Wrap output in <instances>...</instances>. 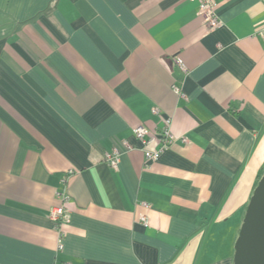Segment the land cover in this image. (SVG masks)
<instances>
[{"label": "crops", "instance_id": "0c3cea01", "mask_svg": "<svg viewBox=\"0 0 264 264\" xmlns=\"http://www.w3.org/2000/svg\"><path fill=\"white\" fill-rule=\"evenodd\" d=\"M215 1L208 32L198 0H0V264H234L264 174V0ZM166 118L146 162L135 129Z\"/></svg>", "mask_w": 264, "mask_h": 264}, {"label": "built area", "instance_id": "2783aa9c", "mask_svg": "<svg viewBox=\"0 0 264 264\" xmlns=\"http://www.w3.org/2000/svg\"><path fill=\"white\" fill-rule=\"evenodd\" d=\"M200 4L199 16L203 20L206 30L208 32H213L218 30L223 26V21L220 19L217 13V3L215 0H198ZM264 38V29L261 32ZM173 64L176 66L178 72L180 73V79L173 85L174 92L180 97L186 99L187 96L183 91V83L188 76L189 69L183 59L178 56L172 58ZM156 111V110H155ZM170 118L164 120V129L161 134H151L144 126H140L135 129V137L142 143L143 147L150 144L151 142H157L159 147L155 151L145 150L144 157L146 162H153L159 160L163 152L168 146L174 143L176 137L171 131ZM122 145L126 152L134 150V147L127 141H123ZM123 151L119 148H114L111 152L105 155V163L114 171L119 170V164ZM59 198L62 200V204L59 207L54 208L50 213V219L54 222L55 228L59 233L58 250L64 249L65 234L61 230L63 224L70 222V213L65 208V203L69 201V195L66 191L58 193ZM140 221L142 224L147 225L148 219L146 216H141Z\"/></svg>", "mask_w": 264, "mask_h": 264}, {"label": "water", "instance_id": "95a60500", "mask_svg": "<svg viewBox=\"0 0 264 264\" xmlns=\"http://www.w3.org/2000/svg\"><path fill=\"white\" fill-rule=\"evenodd\" d=\"M234 264H264V174L247 206L235 245Z\"/></svg>", "mask_w": 264, "mask_h": 264}, {"label": "trees", "instance_id": "16d2710c", "mask_svg": "<svg viewBox=\"0 0 264 264\" xmlns=\"http://www.w3.org/2000/svg\"><path fill=\"white\" fill-rule=\"evenodd\" d=\"M259 183V182H258Z\"/></svg>", "mask_w": 264, "mask_h": 264}]
</instances>
